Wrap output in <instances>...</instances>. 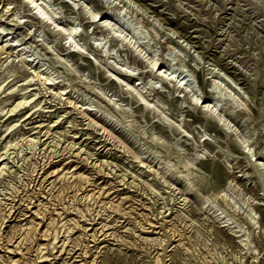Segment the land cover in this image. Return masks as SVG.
Masks as SVG:
<instances>
[{"label": "rangeland", "instance_id": "374dc122", "mask_svg": "<svg viewBox=\"0 0 264 264\" xmlns=\"http://www.w3.org/2000/svg\"><path fill=\"white\" fill-rule=\"evenodd\" d=\"M136 2L152 15L162 19L172 32L194 45L198 52H204L210 62L215 61L221 66L238 88L253 97L255 100L253 111L259 117L260 109L264 108V82L250 83L243 72L236 67V64L240 63L239 59L228 67L221 56L214 54L215 49L210 52L205 48L206 40H211L216 45L224 43L226 39L224 33L226 31L232 33L233 28L243 29L244 34L253 31L251 24L245 28V17L237 11V0H181L188 11L178 12L173 3L172 12L177 15L176 20L170 19L164 8L156 7L157 0H136ZM15 3L16 0H0V15L7 11L6 18L0 19V29H5L4 32H0V49L3 50L0 52V66L7 65L0 72V76L7 80L8 74L17 73L12 80L3 84V92L0 93V110L5 113L0 115V264H166L164 258L175 256L181 245L188 254H192V248L188 243L191 240L190 234L185 232L183 236L176 238V230L182 227L183 221L178 219L179 214L175 210L174 202L166 199L169 190L157 179L158 166L147 157H143L132 138L121 133L118 126L110 119L113 116L119 119L121 114H126L123 113L122 105L131 107L132 112L137 113V119L140 118L145 105L155 106L154 100H148L144 95L140 98L138 94L142 76H133L130 69L125 71L123 64L119 68L105 64L111 76L109 79L103 69L97 70V61L101 60L100 54L85 56L75 50L67 52L64 50L65 46H61L59 50L62 60L68 61L75 72L80 74L83 80L81 82V79L71 73L68 67L62 63L51 62V53L34 39L35 34L29 35L32 24L28 23V20L32 17H24L23 24L11 22L15 19ZM45 3L47 7L41 5L40 0H33L34 10L37 12L36 18L40 15H49V10L56 9L64 10L67 17L72 10L67 0H51L50 4L45 0ZM84 3L92 7L95 0H84ZM41 9L47 13L42 14ZM103 22L114 23L109 15L103 16ZM53 24L64 29L65 32L74 27L70 21L59 15L53 20ZM48 35L50 39L53 38L50 33ZM23 37L27 39H22ZM260 37H264V31L256 30L252 41L256 45L255 49H252V59L259 67H264V53L260 51L264 48V43L259 42ZM119 39L128 44L129 48H136L130 33L125 37L121 32ZM212 43L207 47L212 48ZM32 44L49 58L47 69L40 61L34 62L29 52L25 50ZM66 44L71 45L73 49L79 47L75 35L67 36ZM111 47L112 45L109 44V48ZM224 47H227L226 43ZM251 48L252 45L245 44L244 51L240 55H245ZM220 51L222 52L223 49ZM21 57H28L23 61L27 69L23 72L18 67ZM128 60L129 65L135 63L131 55L128 56ZM157 69L161 72L168 70L163 64L157 65ZM37 76L39 79H35ZM25 80L28 82L25 83ZM64 80L67 83L63 82ZM41 81L44 83L42 84ZM96 81L99 82L98 86L94 83ZM18 85L20 86L18 90L13 91L12 89L17 88ZM121 85L137 95L140 101L138 106L132 107L126 98L119 96ZM101 92L111 95L106 98L105 95L100 94ZM156 98H160L159 95ZM25 100L30 103L13 111ZM101 109L106 111L102 112ZM9 128L12 131L5 134L4 130ZM29 167L33 170L30 176L26 175ZM68 174H71L70 177ZM77 174H81L85 180L77 177ZM246 191L257 203L249 204L247 208L222 206V216L226 213L227 221H231V224L227 221L223 224L219 222L211 224L208 228L210 237H205V239L210 238L211 243L206 248L197 246V255L207 257L209 260H211L210 252H216L220 256L225 255L223 247L217 245L242 250L243 245L239 243L238 230L243 228L252 233V243L256 246V251L261 253L259 259L256 258L255 253L244 256L243 264H264V231L257 234L253 227L255 224L260 229H264V197L258 193L253 194V191L247 189ZM20 200L23 202L21 203ZM4 219L6 220L3 223ZM203 219L204 217H200L196 222L199 224ZM57 222L58 224H55ZM157 241L160 242V246L153 247ZM19 251L22 253L20 254Z\"/></svg>", "mask_w": 264, "mask_h": 264}, {"label": "clouds", "instance_id": "9594fccd", "mask_svg": "<svg viewBox=\"0 0 264 264\" xmlns=\"http://www.w3.org/2000/svg\"><path fill=\"white\" fill-rule=\"evenodd\" d=\"M47 3L50 4L51 0H47ZM173 3L178 12L188 11L181 0H157L156 7L164 8L170 19L176 20L177 15L172 12ZM40 4L47 7L45 0H40ZM67 4L72 6L67 17L64 10L56 9L49 10V15L36 18L33 0H16L15 19L11 22L23 24L24 17H32L28 20L32 24L29 35L35 34L34 39L51 53V62L62 63L81 82L80 74L68 61L62 60L61 46H65L67 52L75 50L85 56L100 54L97 70L103 69L109 79L111 76L105 64L117 68L123 64L125 71L130 69L133 76H142L138 91L148 100H154L155 106L145 105L137 119V113L132 112L131 107L122 105L123 113L126 114H121L119 119L116 116L110 119L121 133L132 138L143 157L158 166L157 179L169 190L166 199L174 202L178 219L183 221L182 227L177 229V237L183 236L185 232L191 236L188 243L192 254H188L181 245L175 256L164 258L166 264H243L242 258L253 253L259 259L261 253L256 251L252 243V233L243 228L238 230L242 250L217 245L223 247L225 255L210 252L211 260L196 252L197 246L206 248L210 245L211 239H205L206 236L210 237L209 226L227 221V214L222 216V206L247 208L249 204L257 203L246 189L264 197V162H261L264 161V108L260 109L257 117L253 111V97L238 88L221 66L215 61L210 62L204 52H198L194 45L181 39L162 19L140 7L136 0H95L92 7L86 5L84 0H67ZM236 7L238 13L245 17V28L251 24L253 31L244 34L243 29L233 28L232 33H224V43L216 45L206 40L205 48L210 52L215 49L214 54L221 56L228 67L239 59L240 63L236 67L248 81L262 83L264 67H259L252 59V49L256 47L252 41L256 30L264 31V0H237ZM6 15L7 11L0 15V19H5ZM57 15L70 21L74 27L65 32L53 24ZM104 15H109L114 23H104ZM4 31L0 29V32ZM121 32L125 37L131 34L136 48H129L119 39ZM69 35H75L78 48L73 49L66 44ZM258 40L264 43V37ZM209 43H212V48L207 47ZM225 43L227 47H224ZM245 44L252 45V48L241 56ZM25 50L34 62L38 60L45 69L49 67V58L35 44ZM260 51L264 53V48ZM129 55L135 61L131 65ZM27 58L21 57L19 61L21 72L27 70L23 64ZM160 64L168 70L158 71L157 65ZM6 67L0 66V72ZM16 75V72L8 74L7 80L0 76V93L3 92V84ZM63 82L67 83L66 80ZM94 83L97 86L99 84L98 81ZM19 87L12 90L17 91ZM100 94L106 98L111 95ZM157 95L160 98L157 99ZM119 96L126 98L132 107L140 104L137 95L123 85ZM28 103L30 101L25 100L13 111ZM4 114L0 110V115ZM4 131L7 134L12 129ZM26 175H31L30 167ZM200 217L204 219L198 224L196 221ZM227 222L231 224V221ZM253 227L257 234L264 231L258 225L253 224ZM159 246V241L153 245Z\"/></svg>", "mask_w": 264, "mask_h": 264}, {"label": "bare ground", "instance_id": "6f19581e", "mask_svg": "<svg viewBox=\"0 0 264 264\" xmlns=\"http://www.w3.org/2000/svg\"><path fill=\"white\" fill-rule=\"evenodd\" d=\"M41 13H42V14H46L47 12H46L45 10H42V9H41ZM0 47H1V46H0ZM4 50H5V49H4ZM3 53H4V52H3ZM11 88H12V87H11ZM138 94H139V96H140V98H141V97H142L141 94H140L139 92H138ZM65 98H66V97H65ZM50 120H51V119H50ZM39 132H40V131H39ZM42 132H43V131H42ZM74 133H75V132H74ZM45 134H46V133H45ZM29 139H30V138H29ZM36 140H37V138H36ZM30 141H31V140H30ZM72 142H74V141H72ZM70 143H71V142H70ZM72 144H73V143H72ZM72 146H73V145H72ZM74 146H75V145H74ZM71 148H72V147H71ZM79 151H80V150H79ZM57 152H58V151H57ZM67 153H68V152H67ZM77 153H78V151H77ZM78 154H79V153H78ZM75 155H76V154H75ZM48 156H49V155H48ZM86 158H87V157H86ZM64 159H65V158H64ZM70 159H71V158H70ZM88 159H89V157H88ZM66 161H67V160H66ZM9 162H10V161H9ZM38 162H39V161H38ZM86 162H87V161H86ZM91 162H92V161H91ZM39 163H40V162H39ZM45 163H46V162H45ZM92 163H94V162H92ZM49 164H50V163H49ZM68 164H69V163H68ZM95 164H96V163H95ZM1 165H2V164H1ZM3 165H4V163H3ZM35 165H36V164H35ZM43 165H44V164H43ZM45 165H46V164H45ZM62 165H63V164H62ZM74 165H75V164H74ZM76 165H77V164H76ZM39 167H40V166H39ZM50 167H51V166H50ZM60 167H61V166H60ZM33 169H34V168H33ZM98 169H99V168H98ZM102 169H103V168H102ZM31 170H32V169H31ZM40 170H41V169H40ZM56 170H57V167H56ZM63 170H64V169H63ZM70 170H71V167H70ZM76 170H77V169H76ZM2 171H3V170H2ZM32 171H33V170H32ZM35 171H36V170H35ZM41 171H42V170H41ZM48 171H50V170H48ZM52 171H53V170H52ZM52 171H51V172H52ZM66 171H67V169H66ZM54 172H55V170H54ZM0 173H1V172H0ZM21 173H22V172H21ZM33 173H34V172H33ZM40 173H41V172H40ZM37 174H38V172H36V175H37ZM47 174H48V173H47ZM51 174H52V173H51ZM65 174H66V173H65ZM72 174H73V173H72ZM99 174H100V173H99ZM102 174H103V173H102ZM41 175H42V174H41ZM68 175H69V177H70L71 174H68ZM105 175H106V174H105ZM112 175H113V174H112ZM59 176H60V175H59ZM66 176H67V175H66ZM87 176H88V175H87ZM87 176H86V178H89V177H87ZM44 177H46V176H44ZM67 177H68V176H67ZM71 177H72V176H71ZM77 177H79V178H81V179H84V178H85V177L83 178V176H82L81 174H77ZM91 177H92V176H91ZM95 177H96V176H95ZM118 177H119V176H118ZM28 178H29V177H28ZM30 178H31V177H30ZM30 178H29V179H30ZM49 178H50V177H49ZM53 178H54V177H53ZM65 178H66V177H65ZM74 178H75V177H74ZM55 179H56V178H55ZM61 179H62V178H61ZM72 179H73V178H72ZM34 180H35V179H34ZM45 180H46V179H45ZM63 180H64V179H63ZM84 180H85V179H84ZM84 180H83V181H84ZM107 180H108V179H107ZM25 181H26V180H25ZM27 181H28V180H27ZM60 181H61V180H60ZM67 181H68V180H67ZM28 182H29V181H28ZM33 182H34V181H33ZM50 182H51V180H50ZM92 182H93V181H92ZM24 183H25V182H24ZM78 183H79V182H78ZM84 183H85V182H84ZM102 183H103V182H102ZM22 184H23V183H22ZM33 184H34V183H33ZM113 184H114V183H113ZM23 185H24V184H23ZM25 185H26V184H25ZM29 185H30V184H29ZM37 185H38V184H37ZM40 185H42V184H40ZM40 185H38V186H40ZM46 185H47V184H46ZM66 185H67V184H66ZM68 185H69V184H68ZM87 185H88V184H87ZM92 185H93V184H92ZM141 185H142V184H141ZM38 186H35V187H38ZM43 186H44V185H43ZM43 186H42V187H43ZM63 186H64V185H63ZM71 186H72V185H71ZM105 186H106V185H105ZM14 187H15V186H14ZM20 187H21V186H20ZM26 187L28 188V187H30V186H26ZM32 187H33V186H32ZM47 187H48V186H47ZM67 187H68V186H67ZM84 187H85V186H84ZM100 187H101V186H100ZM15 188H16V187H15ZM22 188H23V187H22ZM68 188H69V187H68ZM78 188H79V187H78ZM80 188H81V184H80ZM94 188H95V187H94ZM13 189H14V188H13ZM17 189H18V188H17ZM56 189H57V188H56ZM62 189H63V188H62ZM71 189H72V188H71ZM83 189H84V188H83ZM88 189H89V188H88ZM36 190H38V188H36ZM41 190H42V189H41ZM47 190H48V188H47ZM60 190H61V189H60ZM80 190H81V189H80ZM90 190H91V189H90ZM93 190H94V189H93ZM95 190H96V189H95ZM101 190H102V189H101ZM101 190H100V191H101ZM107 190H108V189H107ZM62 191H63V190H62ZM76 191H77V190H76ZM84 191H85V190H84ZM96 191H97V190H96ZM100 191H99V192H100ZM32 192H33V191H32ZM35 192H36V191H35ZM63 192H64V191H63ZM63 192H62V193H63ZM93 192H95V191H93ZM15 193H16V192H15ZM42 193H43V192H42ZM74 193H75V191H74ZM77 193H78V192H77ZM85 193H86V192H85ZM90 193H91V191H90ZM105 193H106V192H105ZM119 193H120V192H119ZM33 194H34V193H33ZM36 194H37V193H36ZM44 194H45V193H44ZM64 194H65V193H64ZM70 194H71V193H70ZM86 194H87V193H86ZM93 194H94V193H93ZM97 194H98V193H97ZM130 194H131V193H130ZM39 195H42V194H39ZM65 195H67V194H65ZM90 195H91V194H90ZM104 195H106V194H104ZM132 195H133V194H132ZM13 196H14V193H13ZM13 196H12V197H13ZM15 196H16V195H15ZM19 196H20V195H19ZM24 196H25V195H24ZM29 196H30V195H29ZM61 196H62V195H61ZM96 196H97V195H96ZM122 196H123V195H122ZM6 197H7V196H6ZM67 197H68V196H67ZM77 197H78V196H77ZM79 197H80V196H79ZM124 197H125V196H124ZM127 197H128V196H127ZM14 198H15V197H14ZM25 198H26V197H25ZM25 198H24V199H25ZM27 198H28V197H27ZM27 198H26V199H27ZM37 198H38V197H37ZM46 198H47V197H46ZM64 198H65V197H64ZM73 198H76V197H73ZM87 198H88V197H87ZM128 198H129V197H128ZM34 199H35V198H34ZM49 199H50V198H49ZM56 199H57V198H56ZM58 199H59V198H58ZM67 199H68V198H67ZM83 199H84V198H83ZM105 199H106V198H105ZM107 199H108V198H107ZM5 200H6V199H5ZM60 200H61V198H60ZM103 200H104V199H103ZM16 201H17V199H16ZM28 201H29V200H28ZM31 201H32V200H31ZM39 201H40V200H39ZM1 202H2V201H1ZM17 202H18V201H17ZM20 202H21V200H20ZM22 202H23V201H22ZM22 202H21V203H22ZM32 202H33V201H32ZM58 202H59V201H58ZM81 202H82V201H81ZM90 202H91V201H90ZM26 203H27V202H26ZM28 203H29V202H28ZM34 203H35V202H34ZM38 203H39V202H38ZM50 203H51V201H50ZM55 203H56V202H55ZM92 203H93V202H92ZM114 203H115V202H114ZM117 203H118V202H117ZM128 203H129V202H128ZM2 204H3V203H2ZM12 204H13V203H12ZM23 204H25V203H23ZM57 204H58V203H57ZM93 204H94V203H93ZM118 204H119V203H118ZM126 204H127V203H126ZM4 205H5V204H4ZM14 205H15V204H14ZM28 205H29V204H28ZM48 205H49V204H48ZM64 205H65V204H64ZM67 205H68V204H67ZM73 205H74V204H73ZM130 205H131V204H130ZM133 205H134V204H133ZM144 205H145V204H144ZM1 206H2V205H1ZM7 206H8V205H7ZM15 206L17 207V205H15ZM55 206H56V205H55ZM62 206H63V205H62ZM83 206H84V205H83ZM121 206H122V205H121ZM24 207H25V206H24ZM27 207H28V206H27ZM38 207H39V205H38ZM46 207H47V205H46ZM46 207H45V208H46ZM52 207H53V206H52ZM56 207H57V206H56ZM65 207H66V206H65ZM104 207H105V206H104ZM12 208H13V207H12ZM21 208H22V207H21ZM45 208H44V209H45ZM54 208H55V207H54ZM62 208H63V207H62ZM66 208H67V207H66ZM68 208H69V207H68ZM77 208H79V207H77ZM81 208H82V206H81ZM84 208H85V207H84ZM93 208H94V207H93ZM107 208H108V207H107ZM121 208H122V207H121ZM131 208H132V207H131ZM13 209H14V208H13ZM113 209H114V208H113ZM115 209H116V208H115ZM115 209H114V210H115ZM133 209H135V208H133ZM3 210H6V209H3ZM14 210H15V209H14ZM28 210H29V209H28ZM45 210H46V209H45ZM53 210H54V209H53ZM64 210H65V209H64ZM66 210H67V209H66ZM71 210H72V209H71ZM76 210H77V209H76ZM81 210H82V209H81ZM93 210H94V209H93ZM99 210H100V209H99ZM105 210H106V209H105ZM110 210H111V208H110ZM116 210H117V209H116ZM116 210H115V211H116ZM125 210H126V209H125ZM10 211H11V209H10ZM48 211H50V209H49ZM85 211H86V210H85ZM117 211H118V210H117ZM7 212H8V211H7ZM32 212H33V211H32ZM34 212H35V211H34ZM38 212H39V211H38ZM40 212H41V211H40ZM52 212H53V211H52ZM52 212H51V213H52ZM55 212H56V211H55ZM55 212H54V213H55ZM58 212H59V211H58ZM80 212H81V211H80ZM80 212H79V213H80ZM100 212H101V211H100ZM100 212H99V213H100ZM103 212H104V211H103ZM136 212H137V211H136ZM142 212H143V211H142ZM0 213H1V212H0ZM24 213H25V212H24ZM51 213H50V214H51ZM82 213H83V212H82ZM85 213H86V212H85ZM85 213H84V214H85ZM108 213H110V212H108ZM137 213H140V212H137ZM146 213H147V212H146ZM3 214H4V213H3ZM30 214H31V213H30ZM9 215H10V214H9ZM36 215H37V214H36ZM40 215H41V214H40ZM54 215H55V214H54ZM56 215H58V214H56ZM60 215H62V214H60ZM77 215H78V214H77ZM80 215H81V213H80ZM148 215H149V214H148ZM4 216H5V215H4ZM7 216H8V214H7ZM43 216H44V215H43ZM82 216H83V215H82ZM96 216H97V215H96ZM133 216H134V215H133ZM154 216H155V215H154ZM157 216H158V215H157ZM0 217H1V216H0ZM5 217H6V216H5ZM13 217H14V216H13ZM45 217H46V216H45ZM51 217H52V216H51ZM58 217H59V216H58ZM7 218H8V217H7ZM31 218H32V217H31ZM52 218H53V217H52ZM54 218H55V217H54ZM72 218H73V216H72ZM144 218H146V217H144ZM29 219H30V218H29ZM74 219H75V218H74ZM74 219H73V220H74ZM80 219H81V218H80ZM101 219H102V218H101ZM136 219H137V218H136ZM5 220H6V219H4L3 223L5 222ZM10 220H11V219H10ZM44 220H45V219H44ZM58 220H59V219H58ZM69 220H70V219H69ZM76 220H77V219H76ZM76 220H75V221H76ZM83 220H84V219H83ZM105 220H106V219H105ZM169 220H170V219H169ZM50 221H52V220H50ZM70 221H71V220H70ZM151 221H152V220H151ZM25 222H26V221H25ZM32 222H33V221H32ZM38 222H39V221H38ZM46 222H47V221H46ZM53 222H54V220H53ZM87 222H88V221H87ZM91 222H92V221H91ZM97 222H99V221H97ZM100 222H101V221H100ZM100 222H99V223H100ZM138 222H139V221H138ZM149 222H150V221H149ZM73 223H74V221H73ZM101 223H102V222H101ZM101 223H100V224H101ZM107 223H108V222H107ZM142 223H143V222H142ZM152 223H153V222H152ZM152 223H151V224H152ZM55 224H58V222L55 223ZM55 224H54V225H55ZM60 224H61V222H60ZM144 224H145V223H144ZM29 225H30V223H29ZM29 225H28V226H29ZM70 225H71V223H70ZM75 225H76V222H75ZM50 226H51V225H50ZM63 226H64V225H63ZM65 226H66V225H65ZM106 226H107V225H106ZM20 227H21V226H20ZM25 227H27V226L25 225ZM36 227L38 228V226H36ZM43 227H44V226H43ZM46 227H47V226H46ZM58 227H59V226H58ZM87 227H88V226H87ZM0 228H1V226H0ZM14 228H16V227H14ZM23 228H24V227H23ZM32 228H34V227H32ZM32 228H31V229H32ZM59 228H60V227H59ZM63 228H65V227H63ZM67 228H68V226H67ZM73 228H74V227H73ZM73 228H72V229H73ZM102 228H103V227H102ZM45 229H47V228H45ZM45 229H44V231H45ZM142 229H143V228H142ZM174 229H175V228H174ZM14 230H15V229H14ZM36 230H37V229H36ZM36 230H35V231H36ZM42 230H43V229H42ZM58 230H59V229H58ZM65 230H66V229H65ZM167 230H168V229H167ZM0 231H1V229H0ZM51 231H52V230H51ZM67 231H69V230H67ZM99 231H100V230H99ZM153 231H154V230H153ZM176 231H177V230H176ZM15 232H16V231H15ZM17 232H18V231H17ZM17 232H16V233H17ZM29 232H30V231H29ZM29 232H28V233H29ZM32 232H33V231H32ZM46 232H48V231H46ZM62 232H63V231H62ZM84 232H87V231H84ZM91 232H92V230H91ZM106 232H107V231H106ZM108 232H109V231H108ZM28 233H27V234H28ZM49 233H50V232H49ZM55 233H56V231H55ZM100 233H101V232H100ZM111 233H112V232H111ZM171 233H172V232H171ZM42 234H43V233H42ZM42 234H39V235H42ZM44 234H45V233H44ZM56 234H57V233H56ZM67 234H68V233H67ZM98 234H99V233H98ZM105 234H106V233H105ZM3 235H4V234H3ZM24 235H25V234H24ZM32 235H33V234H32ZM39 235H38V236L36 235V236L39 237ZM47 235H48V234H47ZM174 235H175V234H174ZM0 236H1V234H0ZM13 236H14V235H13ZM36 236H33V237H36ZM43 236H44V235H43ZM48 236H49V235H48ZM82 236H83V235H82ZM87 236H88V235H87ZM87 236H86V237H87ZM93 236H94V235H93ZM101 236H102V235H101ZM5 237H6V236H5ZM25 237H27V236H25ZM29 237H30V236H29ZM37 237H36V238H37ZM54 237H55V236H54ZM64 237H67V236H64ZM84 237H85V236H84ZM94 237H95V236H94ZM94 237H93V238H94ZM42 238H43V237H42ZM44 238H46V237H44ZM47 238H48V237H47ZM74 238H75V237H74ZM93 238H92V239H93ZM106 238H107V236H106ZM160 238H161V237H160ZM176 238H178V237H176ZM0 239H1V238H0ZM13 239H14V238H13ZM13 239H12V240H13ZM24 239H25V238H24ZM24 239H23V240H24ZM79 239H80V237H79ZM84 239H86V238H84ZM3 240H4V239H3ZM17 240H18V239H17ZM39 240H40V238H39ZM47 240H48V239H47ZM68 240H69V239H68ZM21 241H22V239H21ZM27 241H28V240H27ZM29 241H30V239H29ZM33 241H34V239H33ZM33 241H32V242H33ZM53 241H56V240H53ZM76 241H78V240H76ZM82 241H83V240H82ZM82 241H81V242H82ZM84 241H85V240H84ZM97 241H98V240H97ZM175 241H176V240H175ZM3 242H4V241H3ZM5 242H6V241H5ZM19 242H20V241H19ZM58 242H59V241H58ZM60 242H61V241H60ZM87 242H88V241H87ZM64 243H65V242H64ZM77 243H78V242H77ZM7 244H8V243H7ZM7 244H6V245H7ZM10 244H11V243H10ZM16 244H17V242H16ZM53 244L55 245V243H53ZM59 244H60V243H59ZM62 244H63V243H62ZM65 244H66V243H65ZM83 244H84V243H83ZM85 244H86V243H85ZM87 244H88V243H87ZM12 245H13V244H12ZM17 245H18V244H17ZM29 245H30V244H29ZM29 245H28V246H29ZM40 245H41V244H40ZM43 245H44V244H43ZM45 245H46V244H45ZM45 245H44V246H45ZM34 246H36V245H34ZM5 247H6V246H5ZM38 247H39V246H38ZM64 247H65V246H64ZM78 247H79V246H78ZM86 247H87V246H86ZM97 247H98V246H97ZM21 248H23V247H21ZM31 248H32V246H31ZM62 248H63V246H62ZM19 249H20V248H19ZM23 249H24V248H23ZM53 249H54V248H53ZM60 249H61V248H60ZM81 249H82V248H81ZM81 249H80V250H81ZM7 250H8V249H7ZM11 250H12V249H11ZM36 250H37V249H36ZM31 251H32V250H31ZM31 251H29V252H31ZM44 251H45V250H43V252H44ZM69 251H70V250H69ZM81 251H82V250H81ZM19 252H20V251H19ZM22 252H24V251L22 250ZM22 252H20V254H21ZM79 252H80V251H79ZM84 252H87V251L84 250ZM4 253H5V252H4ZM4 253H3V254H4ZM58 253H59V252H58ZM77 253H78V252H77ZM0 254H1V253H0ZM30 254H32V253H30ZM85 254H86V253H85ZM91 254H92V253H91ZM34 255H35V254H34ZM73 255H74V254H73ZM86 255H87V254H86ZM20 256H21V255H20ZM11 257H12V256H11ZM75 257H76V256H75ZM37 258H38V257H37ZM6 259H7V258H6ZM6 259H4V260H6ZM20 259H21V258H20ZM43 259H45V258H43ZM43 259H41V260H43ZM76 259H77V258H76ZM92 259H93V258H92ZM21 260H24V259H21ZM33 260H34V259H33ZM33 260H32V261H33ZM94 260H95V259H94ZM94 260H93V261H94ZM1 261H3V260H1ZM7 261H9V260L7 259ZM17 261H19V260H17ZM5 262H6V261H5ZM10 262H12V261H10ZM10 262H9V263H10ZM13 262H14V260H13ZM13 262H12V263H13ZM19 262H21V261H19ZM79 262H80V261H79ZM83 262H84V261H83ZM3 263H4V262H3ZM25 263H26V262H25ZM10 264H11V263H10ZM15 264H16V263H15ZM17 264H18V263H17ZM39 264H40V263H39ZM77 264H78V263H77ZM90 264H91V263H90Z\"/></svg>", "mask_w": 264, "mask_h": 264}]
</instances>
